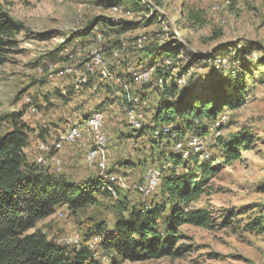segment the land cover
Masks as SVG:
<instances>
[{
    "label": "rangeland",
    "instance_id": "obj_1",
    "mask_svg": "<svg viewBox=\"0 0 264 264\" xmlns=\"http://www.w3.org/2000/svg\"><path fill=\"white\" fill-rule=\"evenodd\" d=\"M115 1L119 3L116 7H104L95 0H0V7L24 26L17 37L18 46L0 65V118L24 111L22 121L35 131L31 140L33 148L27 151L29 161L33 162L36 141L39 140L35 135L42 129L51 130L50 135L43 139L51 142L58 133L76 123L80 116L82 118L95 112L104 97L112 98V92L105 90V85H113L112 82H99V91L94 94L92 90L82 89L77 95L73 92L70 77L53 75L49 78L57 69L54 67L62 65V60H56L61 48H70L75 59H87L93 48H100L107 65H114V71L121 77L118 79L124 80L126 97L136 104L143 125L148 127L157 101L156 93L146 94L148 100L141 101L148 86L138 87L128 76L130 72L148 65L146 48L157 45L167 49L172 39L183 43L189 35L191 43L187 45L188 52L179 53V60L174 63L175 68L171 72L174 70L173 74L183 77L180 84L174 80L179 89L187 88L200 95V91L209 86L203 85V81L215 75L210 71V66L194 60L192 55L210 53L228 43L240 42L243 45L249 41L258 44L261 50L254 51L251 62L242 65L241 72L247 78L244 104L236 110L223 112L220 117L224 116V123L219 130L222 140L245 132L251 136L252 146L241 152L240 160L230 165L222 164L219 172L209 180L200 200L193 205L210 211L214 227L182 226V243L190 245L191 251L181 259L131 263L108 255L102 257L101 253L97 258L101 264H264V67L259 66H264V0ZM189 13L199 15L203 24L192 28L187 20ZM102 18L125 30L118 35L110 30L112 27H97L93 29L92 37L73 39L78 33L90 31L91 26ZM123 22L126 24L120 25ZM217 33H221L220 36L212 41ZM138 36L147 38L143 49L133 44ZM120 42L127 47L123 53L119 51V59L124 61L117 67L113 52ZM219 55L211 65L228 72L232 56ZM165 60L169 61L170 66V60ZM179 71L185 72V75L179 76ZM27 98L41 108L37 110L35 104H31L35 108L31 112L25 100ZM119 105L116 100L108 107L105 105L101 111L105 115V132L109 138L104 171L86 167L87 141L65 147L58 153L62 162L59 172L52 167L43 168L56 177L62 176L76 184L101 177L118 191L120 199L126 196L129 205H140L150 201L142 200L138 194V183L143 174L141 161L150 159L148 137L143 140L129 138L130 134H135L125 127V116L119 111ZM4 125L0 123L1 127ZM205 145L210 155L219 157L215 138H208ZM154 153L157 155V150ZM120 183L125 187L118 186ZM97 199L96 206L76 213L59 206L51 216L38 223L37 229L48 240L62 245L64 237H82V233L95 223L103 222L107 228H112L116 214L114 199ZM228 214L229 224L223 226L222 222ZM258 221L261 228L251 230L253 223Z\"/></svg>",
    "mask_w": 264,
    "mask_h": 264
},
{
    "label": "trees",
    "instance_id": "obj_2",
    "mask_svg": "<svg viewBox=\"0 0 264 264\" xmlns=\"http://www.w3.org/2000/svg\"><path fill=\"white\" fill-rule=\"evenodd\" d=\"M95 1L104 7H116L119 4L115 0ZM113 1L116 3H112ZM187 20L192 28L203 24L201 17L194 13H189ZM124 24L126 23L120 25ZM97 27H112L110 30L118 35L125 30L124 27L102 18L91 26L90 31L78 33L73 39L92 37L93 29ZM23 30V24L0 7V65L18 46L17 37ZM220 34H215L211 40H216ZM190 43L191 39L187 35L183 43L172 39V44L167 49L157 45L145 49V56L148 57L146 67H154L155 72L151 82L146 84L148 89L144 90L141 101H147L146 94L151 95L153 92L157 98L150 126L143 125L142 132H137L127 125L125 118L123 120L125 127L132 129L135 134H130L129 138L143 140L148 137L150 159L141 161L143 174L138 186H142L148 168L166 166L152 196L143 197L138 191L142 200H150L146 203L130 206L126 196L120 199L118 191L117 196L113 197L107 190L111 184L101 177L76 184L62 176L56 177L48 173L43 167L36 165L35 161L30 162L25 152L35 131L22 121L24 111L0 118V123L5 124L4 127L0 126V264H101L97 258L98 253L102 257L108 255L131 263L181 259L191 251L190 245L182 243V226L202 229L214 227L210 211L193 205L200 200L209 180L219 172L222 164L230 165L240 160L241 152L251 148L252 138L245 132L229 136L227 140L215 137L219 157L211 155L208 161L201 160L198 155L183 157L174 150V144L187 136H197L206 141L210 137L214 138L211 129L215 121L225 110H236L244 104L247 78L241 72L242 65L251 62L254 51H260L261 48L249 41L243 45L234 42L222 45L210 53L192 55L194 60L203 61L204 66H210V71L215 75L212 79L204 80L202 84H209L208 88L202 89L200 95H195L187 88L179 89L171 75L174 63L179 60V53L188 52L187 45L190 46ZM237 44L241 46L238 50ZM219 54L222 57L232 56L228 72L211 65ZM62 59L63 57H59L56 60ZM165 59L170 60L168 68L161 63ZM259 60L262 61L260 58ZM259 66L264 67L262 64ZM109 69L116 72L114 65ZM179 74L185 75V72L179 71ZM116 77L121 78L119 73ZM159 79L165 82L162 89L157 87ZM99 84L101 83L97 84V90L93 94L99 91ZM116 89L120 90L119 87ZM105 90L107 93L112 92V98L110 100L107 96L104 97L95 112H101L105 105L108 107L117 100L110 85H105ZM122 94L127 104V94L123 90ZM34 106L37 110L41 108L37 104ZM119 106V111L124 113L122 106ZM163 127L171 128L176 137L153 140L149 136L151 131ZM50 131L42 129L35 137L43 140L45 136H49ZM154 150H157V155ZM98 197L114 199V224L110 229L103 222L93 224L92 228L82 233V243L78 249L48 240L37 229L38 223L51 216L57 207L64 206L76 213L96 206ZM229 218L230 214L226 215L223 226L229 224ZM254 225L257 227L254 228ZM261 226L259 221L254 222L251 230L260 229ZM95 237H99L101 241L94 250H90L86 244Z\"/></svg>",
    "mask_w": 264,
    "mask_h": 264
},
{
    "label": "built area",
    "instance_id": "obj_3",
    "mask_svg": "<svg viewBox=\"0 0 264 264\" xmlns=\"http://www.w3.org/2000/svg\"><path fill=\"white\" fill-rule=\"evenodd\" d=\"M221 9L222 8H220L219 11H221ZM262 26L264 27V20L262 22ZM146 41L147 38L145 36H138L133 40V44L138 49H143ZM126 47L127 45L124 42H120L118 44V49H115L116 51L113 52L114 62L117 67H120L119 65H121L122 61H124L123 59H119V51L120 53H123ZM240 48V44H237L236 49L238 50ZM58 54L59 57H63L61 62L62 65L59 67L56 65V67H54L57 68L56 71L51 73L49 78H52L53 75L57 77L72 78V87L76 93L80 92L84 88L95 91L97 90V84L99 82H112L113 85L110 86L113 89L115 97H117L118 102L123 108L127 125L137 132H142L143 118L141 113H139L135 107L136 104L129 101V98H127L128 104L125 103L122 94V90L127 94L125 82H123V79L122 81L118 79L115 73L109 69L100 48H93L87 59H75L74 52L68 47L61 48ZM162 66L168 68L169 61L163 60ZM173 71L174 70L171 72L172 78L180 84L183 77L180 78L176 76L173 74ZM154 72V67H145L141 70L132 71L128 75L131 82L140 87L151 82ZM164 84L165 82L163 79H159L157 81V87L159 89H162ZM116 87H119L120 90H117ZM25 100L27 101L29 110L34 112L35 108L31 107L30 99L27 98ZM84 116L77 120L76 123L69 126L65 131L58 133L53 141H36V155L34 160L36 165L40 167H52L56 172H59L62 167V162L58 157V153H60V151H62L65 147L74 146L78 143H84L87 141L89 146L85 154L86 167L91 170H105L109 140L105 132L104 115L101 112H93L85 114ZM223 123L224 116L215 121L214 126L211 129V134L214 138L219 136L218 129L221 128ZM149 136L153 140H158L160 138L174 139L176 137L169 127H163L161 129L151 131ZM205 143L206 140L203 138L197 136H187L184 140L175 142L174 150L180 153L183 157L198 155L201 160L208 161L211 155L206 151ZM165 168L166 166H161L158 168H148L146 170L143 184L138 187V191L143 197H150L156 192ZM118 186L123 188L125 187L123 183H120ZM107 190L113 197L117 196V190L113 186H108ZM100 241L101 239L99 237H95L92 238L86 245L90 250H94ZM61 243L62 246L78 249L82 243V239L78 235H74L64 237L61 240Z\"/></svg>",
    "mask_w": 264,
    "mask_h": 264
},
{
    "label": "crops",
    "instance_id": "obj_4",
    "mask_svg": "<svg viewBox=\"0 0 264 264\" xmlns=\"http://www.w3.org/2000/svg\"><path fill=\"white\" fill-rule=\"evenodd\" d=\"M70 79H72V78H70ZM73 80V79H72ZM71 83H72V85H73V81H71ZM73 88V87H72ZM73 92L75 93V94H77L78 95V93H76L74 90H73ZM80 118H81V116H80ZM50 135V134H49ZM83 143V142H82ZM32 143L30 142L29 143V145L27 146V148L25 149V152H26V154H27V151H30L31 150V147H32V145H31ZM33 148V147H32Z\"/></svg>",
    "mask_w": 264,
    "mask_h": 264
}]
</instances>
